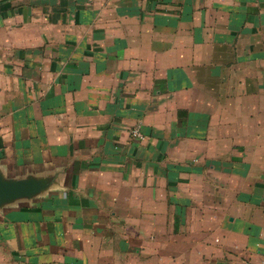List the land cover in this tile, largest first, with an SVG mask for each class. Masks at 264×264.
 Instances as JSON below:
<instances>
[{
  "label": "crops",
  "instance_id": "obj_1",
  "mask_svg": "<svg viewBox=\"0 0 264 264\" xmlns=\"http://www.w3.org/2000/svg\"><path fill=\"white\" fill-rule=\"evenodd\" d=\"M0 174V264H264V0H0Z\"/></svg>",
  "mask_w": 264,
  "mask_h": 264
},
{
  "label": "water",
  "instance_id": "obj_2",
  "mask_svg": "<svg viewBox=\"0 0 264 264\" xmlns=\"http://www.w3.org/2000/svg\"><path fill=\"white\" fill-rule=\"evenodd\" d=\"M51 185V180L39 176L8 179L0 174V207L36 197L48 190Z\"/></svg>",
  "mask_w": 264,
  "mask_h": 264
},
{
  "label": "built area",
  "instance_id": "obj_3",
  "mask_svg": "<svg viewBox=\"0 0 264 264\" xmlns=\"http://www.w3.org/2000/svg\"><path fill=\"white\" fill-rule=\"evenodd\" d=\"M132 135L134 136V138H138V139L144 138V134L142 133L139 126H136L132 129Z\"/></svg>",
  "mask_w": 264,
  "mask_h": 264
}]
</instances>
